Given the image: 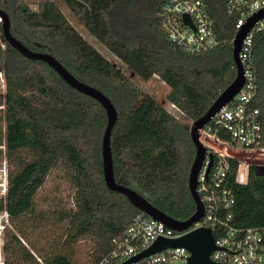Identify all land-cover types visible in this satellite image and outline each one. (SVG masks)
<instances>
[{
	"label": "trees",
	"instance_id": "trees-1",
	"mask_svg": "<svg viewBox=\"0 0 264 264\" xmlns=\"http://www.w3.org/2000/svg\"><path fill=\"white\" fill-rule=\"evenodd\" d=\"M63 1L94 37L87 33L90 42L103 51L107 48L142 80L157 75L169 87V103L165 99L162 103L175 115L177 107L186 118L196 120L235 77L230 45L191 54L167 37L158 13L168 0ZM204 1L221 38H230L234 26L226 15L225 0ZM0 8L7 13L10 32L17 40L34 51L50 53L74 77L113 103L117 118L110 148L116 182L135 190L175 220L190 217L195 205L187 178L195 148L189 126L97 51L54 2L43 1L32 9L22 0H0ZM1 37L5 87L0 100L4 123L0 145L5 148L8 170L0 211L5 210L13 224L30 213L47 174L63 164L74 189L75 210L62 211L58 218L67 220V241L87 235L97 240L96 260L108 249V241L140 212L103 179L105 110L98 101L68 85L46 62L23 56L2 32ZM252 62L256 83L253 103L260 106L264 100V30L253 35ZM212 157L215 161V154ZM227 162L224 186L234 199L229 223L264 226V166L251 165L247 184H238L234 179L236 161L227 158ZM3 249L6 254L8 246L4 244ZM45 259L49 264H72L67 254Z\"/></svg>",
	"mask_w": 264,
	"mask_h": 264
},
{
	"label": "built area",
	"instance_id": "built-area-1",
	"mask_svg": "<svg viewBox=\"0 0 264 264\" xmlns=\"http://www.w3.org/2000/svg\"><path fill=\"white\" fill-rule=\"evenodd\" d=\"M225 10L234 26L228 39L221 38L204 0H168L158 16L162 30L173 43L188 53L200 54L221 44H228L232 49L236 32L250 17L264 10V0H225ZM183 14L189 16L192 25L183 20ZM261 30H264V16L252 24L241 41L238 58L244 75L243 86L199 131V140L206 148L196 178V192L203 205L200 219L187 229L176 231L140 211L108 241V249L98 259L85 264H122L160 237L176 238L197 227H208L212 232L214 249L209 258L214 264H264V226L230 224L229 208L234 199L231 190L224 186L229 168L227 158L236 161L234 179L238 184H247L251 165L264 166V100L260 106L253 103L256 83L252 62L253 35ZM209 157L212 164L207 171ZM3 186L6 191V178ZM1 239L0 229V264H49L34 251L23 258L9 260ZM189 255L185 247L170 246L127 264H187Z\"/></svg>",
	"mask_w": 264,
	"mask_h": 264
},
{
	"label": "rangeland",
	"instance_id": "rangeland-1",
	"mask_svg": "<svg viewBox=\"0 0 264 264\" xmlns=\"http://www.w3.org/2000/svg\"><path fill=\"white\" fill-rule=\"evenodd\" d=\"M32 9L37 8V4L43 1H52L73 25V27L105 58L115 64V66L128 76L138 87L149 94L164 109L176 117L189 127L192 121L176 107L177 115L173 114L172 108H167L163 102L169 101L166 96L169 87L157 76L153 75L144 81L116 58L107 48L99 49L94 43L88 39V31L77 18L74 13L63 0H22ZM68 7V8H67ZM80 26V27H79ZM81 28H84L83 31ZM93 37V36H92ZM94 38V37H93ZM4 51V43L0 31V53ZM3 69L0 64V100L4 92ZM174 109V110H176ZM171 110V112H170ZM3 106L0 101V117L2 115ZM174 112V111H173ZM176 112V111H175ZM4 123L0 119V128L3 129ZM0 197L5 195L3 183L6 178L8 163L4 156V146L0 145ZM4 191V192H3ZM74 189L69 180L68 172L63 164L59 163L46 176L43 184L38 188L33 199V210L14 220V224L10 221L8 215L2 210L0 211V229L2 244L8 246L6 255L9 260H17L29 255V251L45 258H50L55 254H67L73 264L89 263L96 254L97 240L91 236L78 238L76 240L67 241L69 236L67 228V220L58 218L62 211L75 210L73 200Z\"/></svg>",
	"mask_w": 264,
	"mask_h": 264
},
{
	"label": "water",
	"instance_id": "water-1",
	"mask_svg": "<svg viewBox=\"0 0 264 264\" xmlns=\"http://www.w3.org/2000/svg\"><path fill=\"white\" fill-rule=\"evenodd\" d=\"M264 16V10L259 11L248 19V21L236 32L232 44V59L235 67V77L233 80L219 93L214 99L208 109L196 120L192 121L189 127L190 139L195 148L194 157L189 168L187 183L190 195L193 199L195 209L194 212L185 220H175L149 203L143 196L138 194L135 190L128 186L117 183L113 174V161L110 148V136L112 127L117 118L116 108L110 99L98 89L78 80L72 75L53 55L46 52L34 51L17 40L10 32V19L7 13L0 8V27L3 38L11 44L20 54L29 59H39L46 62L53 68L58 75L72 88L77 91L88 95L89 97L98 101L104 108L107 123L105 125L102 138H101V158H102V171L103 179L106 186L119 193L125 195L128 201L137 209L149 215L150 217L162 221L169 228L182 231L198 221L203 214V205L196 192V178L202 166L206 155V148L199 140V131L209 122L211 117L222 106H224L233 96L240 90L244 83V75L242 66L238 58L241 41L252 24L259 18ZM183 20L191 24V20L187 14H183ZM207 171L209 170L212 159L209 157ZM182 246L185 247L190 255L187 258V264H214L209 254L214 249L213 235L208 227H197L176 238H163L160 237L155 240L148 248L127 260L122 264H127L132 260L140 258L141 256L159 251L165 247Z\"/></svg>",
	"mask_w": 264,
	"mask_h": 264
},
{
	"label": "crops",
	"instance_id": "crops-1",
	"mask_svg": "<svg viewBox=\"0 0 264 264\" xmlns=\"http://www.w3.org/2000/svg\"><path fill=\"white\" fill-rule=\"evenodd\" d=\"M68 8V7H67ZM70 10V9H69ZM71 11V10H70ZM71 13H72V11H71ZM89 33V32H88ZM90 34V33H89ZM91 35V34H90ZM92 36V35H91Z\"/></svg>",
	"mask_w": 264,
	"mask_h": 264
}]
</instances>
